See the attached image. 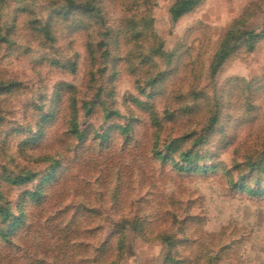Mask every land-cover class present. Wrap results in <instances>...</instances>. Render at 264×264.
<instances>
[{
  "label": "rangeland",
  "instance_id": "1",
  "mask_svg": "<svg viewBox=\"0 0 264 264\" xmlns=\"http://www.w3.org/2000/svg\"><path fill=\"white\" fill-rule=\"evenodd\" d=\"M174 1L152 0L154 31L164 42V50L175 53L172 65L167 67V63H163L159 69L176 68L173 74L155 85L157 93L153 97L148 96L153 91L147 80L155 71L147 65L138 67L136 77L127 72L126 66L119 61V52L125 53L126 46L118 50L114 33L109 38V52L97 49L93 55L84 34L71 33L64 38L62 46L56 47L60 49L57 56L61 64H65L67 58L74 56V60L77 57L75 73L69 67L39 63L41 48L26 41L28 30L20 29L21 45L11 52L0 47V76L2 71L7 72L28 85L16 98L2 104L6 121L0 126V208H8L10 213L8 217L0 213V264H37L48 248L61 246L60 226L77 208H86L84 214L94 218L91 224L104 228L96 234L97 247L117 229L116 223L122 218L118 210L124 206L138 211L143 227L151 237L143 236L139 228H134V213L132 221L111 238L112 242H116V238L118 241L123 239L119 245V264H178L175 263L178 260H181L179 264H208L210 254L220 253L218 264H264V193L254 196L237 187L245 184L264 187V155L254 153L264 146V89L252 93V102L256 106L253 112L260 119L237 117L230 121L226 118L245 111L247 96L246 92L242 93L243 79L252 81L254 88L264 85V37L252 49L239 47L212 79L206 70L219 40L234 21L241 19L242 29L257 32L264 29V0H203L178 20H173L169 11ZM26 4L31 6L33 16L45 18L50 12L49 5L42 0H20L12 2L3 14L6 16ZM114 4L113 0H105L107 17L112 24L116 13L118 22L124 15L119 5L113 10ZM11 19V16L7 17L6 23H11ZM96 37L93 34L91 39ZM137 77L141 78V84ZM60 82L73 84L78 92L79 134H65V120L56 118L44 121L43 136L35 145L30 142L26 145L25 141L41 124L39 116L43 113L34 108L43 102L46 103L43 112L53 108ZM208 82L212 86L210 92L217 94L221 104L223 121L215 127L210 142L199 149L209 154L203 164L216 163L218 168L209 172H178L170 163L163 164L164 161L154 159L148 151L149 146L140 143L147 131L152 130L149 106L151 103L159 106L161 116H165L163 108L168 97L173 94L193 97L199 87ZM143 87H146L145 93ZM206 95L203 93L200 97ZM69 103L64 100L58 103L55 112L59 106L64 117L68 114ZM26 118H32V131H26L29 121ZM166 121L164 124L168 128L172 123ZM118 123L130 125L133 133L125 136L134 139L132 147L135 148L130 147V152L125 154L127 163L142 165L146 175L155 176V180L141 177L145 182L140 183L139 191L136 190L133 197L125 196L123 203L118 201L122 198H118L116 165L118 146L125 143V138L118 140ZM57 150L62 154L59 163L41 160L42 156ZM247 153H253L252 160L261 161L262 172H250L244 159ZM152 163L158 166L159 172ZM16 165L33 169L36 175L30 181L14 185ZM247 174L251 178L240 180ZM149 187L156 197L145 198ZM144 198L148 204L144 203ZM61 208L68 209L60 214ZM157 208H177L179 211L178 223L171 230L175 233L173 247L149 232L159 228L157 223L144 218L148 211L159 213ZM11 225L17 227L11 236L4 238L2 232ZM203 234L216 236L210 245L202 248L204 259L199 261L195 256L201 251ZM222 245L225 248L221 252L219 246ZM46 261L53 264L48 258Z\"/></svg>",
  "mask_w": 264,
  "mask_h": 264
},
{
  "label": "trees",
  "instance_id": "2",
  "mask_svg": "<svg viewBox=\"0 0 264 264\" xmlns=\"http://www.w3.org/2000/svg\"><path fill=\"white\" fill-rule=\"evenodd\" d=\"M15 1L20 0H0V47H5L10 52L14 47L21 45L19 43L20 38H22V36L19 35L20 29L25 31L28 30L26 41L30 44L36 43L35 45L41 48L40 51L42 54L40 55L39 63H49L51 67H69L70 71L75 73L78 68L77 57L74 60V56L67 58V62L61 64L57 56V54L60 53V49L57 50L56 47L62 46L61 43L65 41L64 38L71 33H78L79 36L84 34L86 39L85 43L88 46V50L90 49L92 51V54H90L93 55L97 49H103L105 52H109V38H111L110 36L114 33L113 36L116 35L117 38L116 44L118 50L120 51L123 45L126 46L125 53L119 52V61L126 66L124 68H126L127 72H131L130 74L136 77L139 75L138 72H136L138 67L142 68L147 65H150L149 68L155 71L149 76V80H147L148 86H152L151 89L153 91L148 94L149 97H153L157 93L154 91V87L157 83L159 85L161 80L166 79L169 74H173L176 71V68H167L172 65V61L175 59V53L166 52L164 50V42L162 40L160 41V38H158L154 31V18L151 13L154 2H152V0H113L115 3L113 5V10L116 5H119L121 12H124L120 22H118L119 18L116 13V19H113L115 21L113 24L107 17L109 12L105 6V0H42L50 7V12L45 18H39V16L36 15V17L33 16L34 12L29 4H26L24 7H17L13 9V11L8 12L5 16L3 12ZM202 1L203 0H175L169 9L171 17L173 20L180 19ZM23 13L25 14L24 18H22ZM9 16H11L12 19L11 23L7 24L5 19ZM240 23H242L241 19L234 21L219 40L218 46L211 55L209 64L206 68L207 75L210 79L218 73L225 61L232 57L239 47L247 46L252 49L257 45L258 41L264 37V29L261 32H257L255 29H242V26L239 25ZM93 34L97 37L92 40L91 36ZM68 43L71 44L72 41ZM163 63H167L168 66L166 69H159V66L164 65ZM35 64L37 65L38 63ZM137 78L138 83L141 84V78ZM241 84H243L242 93L246 92L247 105L243 114L239 116H235V114L226 116V118L229 117L230 121L237 119V117H260L253 112L256 106L255 102H252V93L264 89V85L260 84L254 88V83L247 79H243ZM58 86L57 102L55 99L53 102V106H55L53 108H51V106L50 109L46 110L47 112H43L46 107L45 102L40 104L38 108H34L35 110L37 109L36 111L40 110V112L43 113L39 116L41 124H39L40 128L37 132L32 134V137L25 141L26 145L29 142V144L35 145L38 139L43 136L44 121H53L56 118H63L65 120V134H79L80 119L78 118L80 100H78L77 97L78 92L75 89L76 87L73 84L64 82H60ZM27 87L28 85L17 76L2 71L0 76V126L6 121V116L2 113L5 106L2 107V104L16 98L21 91ZM177 88L179 89L178 86ZM211 88L212 86L210 82H208L201 85L193 97L189 98V96L185 94H179L180 96L173 94L176 97L171 95L165 101V107L163 108L165 116H161L159 106L152 103L150 104L148 119L149 123L152 124V130L147 131V134L144 135L140 143L142 146L144 144L149 146L148 151L154 159L157 158L164 161L163 164L166 162L170 163V166L172 165L178 172H209L210 170L215 171L218 168L216 163L203 164V159L209 156V154L208 152L205 154L199 149L210 142V137L214 133L215 127L223 121V117L221 116L222 112L220 111L221 104L218 101L217 94L213 95V92H210ZM142 91L145 93L146 87H143ZM203 93L207 94L206 97H200ZM63 100L64 103H69L70 101L68 104V114L64 115V117L60 114L59 106L57 112H55L58 103H62ZM140 104L146 105L147 103L140 102ZM36 113L37 112L32 114L34 118ZM26 120L29 119L26 118ZM31 120L32 118L27 122L25 121L27 124L26 131L33 130V126L30 122ZM165 121L166 123H172V125L166 128L164 124ZM173 127L176 130H174ZM177 127L181 129L179 130ZM17 129H20V127ZM221 129L223 130L224 127H221ZM118 131V140L120 141L119 138L121 137L125 138V143L120 147L118 146V163L116 165L118 174V198H122L120 200L118 199V201L120 203L122 201L123 203V198L125 196L133 197L135 191H139L141 188L140 183L145 182L144 180L141 181V177L146 180H152L153 177L155 180V176L149 177V174L146 175L142 165L127 163L125 154L130 152V147L133 146L134 139H126L125 136L132 135L133 133L131 134L130 125L122 126L121 123H118ZM174 132L178 134H174ZM163 134L166 135L163 136ZM254 153L255 155H264V146L262 149H259L258 152ZM61 155L60 151L57 150L54 154L42 156L41 160L59 163ZM210 155L214 156V154ZM252 158L253 153H247L244 157V159L247 160V167L251 169L250 172H262L260 166L262 164L261 161H254ZM151 166L157 169L156 171H160L158 166L155 167L153 163ZM16 169L14 170V172L16 171L15 178L12 179L14 185L30 181L36 175V172H33L31 168H19V166L16 165ZM110 171L112 172V170ZM229 173H231V170ZM247 178H251V175L247 174L244 178H240V180H247ZM259 182L260 180L257 181V184H259ZM237 187L238 189L247 190L254 196L264 193V187L262 186L251 187L245 184L244 186ZM151 188L152 187H149L146 191L145 198L150 199L151 197H156L157 194H154L155 191ZM144 203L148 204L149 201L145 199ZM65 209L66 208L59 209L60 214H63L68 208ZM85 209L86 208H77L69 220L65 221L63 226H60L58 238L61 239V246L58 248H48L44 256L39 258L37 264H47L46 258L51 260V262L53 261V264H119L120 260L118 257L121 249L119 245L123 239L121 237V241H118L116 238V242H112L111 238L115 237L114 235L116 232L118 233L124 229L126 223L132 221L131 217L134 213L135 219H133L132 222L134 228H139L143 236L151 237L143 227L144 223L141 222V216H138V211L124 206V208H120L121 210L118 208V211L122 214V218L116 223L117 229L115 232H111L110 236L101 241L96 247V243L99 242L95 240L96 234L103 232L104 228L102 226H93L91 223L94 218L84 214L86 212ZM157 209L159 213L155 212V210L154 212L148 211L144 219L151 223H157L159 229L155 228L154 232L148 231L152 233L154 237L168 241L170 246L173 247L175 242L172 240V237L175 233L171 230L175 227L176 223H178L179 211L177 208ZM138 210H143V208H138ZM0 213L4 215V217H8L10 212L8 208H0ZM17 220L19 221V218H17L16 221ZM14 227L11 225L6 232H2V236L4 238L11 236L14 232ZM215 236L214 234H211V236L207 234L202 235V240H200V245H202L201 251L195 256V260L199 259L200 261L202 257L204 259L202 248L210 245ZM219 247L222 252L225 245ZM227 249L228 248L225 249V252ZM220 254H210L207 259L208 264H218V257ZM169 260H172V257H170ZM180 261L181 260H178L175 263L179 264Z\"/></svg>",
  "mask_w": 264,
  "mask_h": 264
}]
</instances>
